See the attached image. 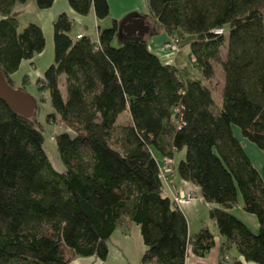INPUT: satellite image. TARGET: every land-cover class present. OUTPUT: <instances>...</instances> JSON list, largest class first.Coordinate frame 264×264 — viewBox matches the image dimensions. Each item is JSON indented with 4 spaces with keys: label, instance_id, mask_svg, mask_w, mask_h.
I'll return each mask as SVG.
<instances>
[{
    "label": "trees",
    "instance_id": "16d2710c",
    "mask_svg": "<svg viewBox=\"0 0 264 264\" xmlns=\"http://www.w3.org/2000/svg\"><path fill=\"white\" fill-rule=\"evenodd\" d=\"M27 1L0 0V70L12 87L20 64L45 46L37 24L20 30L11 15L15 4ZM34 1L41 11L54 2ZM67 2L80 16L109 14L106 0ZM147 4L166 34L188 45L201 79L163 64L141 38L113 46L116 22L97 30L96 43L88 35L72 37V21L59 13L52 22V63L34 82L42 100L48 95L49 111L39 118L34 100L26 118L0 101V264H67L61 240L73 256L105 260L108 240L125 219L140 229L139 264H184L188 248L204 256L214 237L205 225L188 234L182 210L163 194L154 153H183L173 172L212 205L209 219L224 239L220 254L234 249L246 262L264 264V168L251 165L232 132L238 127L264 149V0ZM218 29L222 34L213 33ZM216 63L223 83L213 111L203 80L214 76ZM29 81L23 79L22 88ZM123 112L126 124L118 123ZM46 127L57 128L61 172L46 156ZM237 193L244 212L256 217L257 233L228 211Z\"/></svg>",
    "mask_w": 264,
    "mask_h": 264
},
{
    "label": "rangeland",
    "instance_id": "374dc122",
    "mask_svg": "<svg viewBox=\"0 0 264 264\" xmlns=\"http://www.w3.org/2000/svg\"><path fill=\"white\" fill-rule=\"evenodd\" d=\"M59 0H56L55 4L47 10H39L37 9L35 5L34 0H28L25 4H18L14 7V9L11 11V15L15 17L18 20L19 23V29L21 30L27 23H34L37 24L43 32L44 39H45V46L43 51L36 55L34 58L35 65L30 66L27 68L25 65V62L22 63V65L19 67L18 71L15 72L12 75V80H13V85L15 89H21L25 93H27L30 97H32L37 104H40L41 111H40V116L39 118L44 117L45 113H47L50 109V104H49V98L48 95L44 94V100H42V97L38 94L36 91L34 82L37 77H39L41 74H43L45 68L52 63V58H53V50H52V21H54L59 13H61L62 8H64L62 2H58ZM68 4H66V9H68ZM66 14V13H65ZM69 15V14H68ZM75 15V14H74ZM72 20V25H73V32L74 33L75 29H80L86 34H93L92 28L89 27V29H83V26L76 21L75 18L71 17L70 15L68 16ZM73 18V19H72ZM158 26H156L155 23L152 24V34L157 36L158 32ZM158 37H155L153 40L158 41ZM123 38V34L120 32L118 35L114 38L113 46L117 47L121 44ZM177 46L181 48V52L177 54H173L168 51H162L161 53H158V51H154L157 55L160 56V60L163 62H170L168 64H176L177 66H180L181 68H186L194 73V75L201 79L199 74H197L195 71H193L190 60H189V47L188 45H183L182 43H179L177 41ZM184 46V47H183ZM151 52V51H150ZM154 53V54H155ZM162 54V55H160ZM174 55V56H172ZM221 55L224 56V49L222 48L221 50ZM173 58H176V61L172 60ZM214 76L208 80L203 82L209 86L212 92L213 96V111H217L221 105V87L223 83V72L221 70V66L216 63L214 65ZM26 75L27 78H29L30 83L24 86L22 88V79H24V76ZM63 92V91H62ZM43 95V96H44ZM129 122L128 114L127 112H123L118 116V123H123L126 124ZM57 128H50L46 127V132L44 135V150L46 153V156L48 160L50 161L51 165L55 170H61L62 169V164L58 158L57 152H56V145L55 142L53 141V135L55 134V131ZM232 132L234 136L238 139V141L241 143L243 150L245 151L246 155L248 156L251 165L259 172L262 171L264 168V149L258 148L255 144L252 142L248 141L246 138H244L241 135V132L238 127L232 126ZM156 159L158 162H161V158L157 153H154ZM181 154H178L176 156V160L180 158ZM168 159V158H167ZM171 161V159H168ZM173 160V159H172ZM170 161H168V164H170ZM173 164H170V168L172 167ZM172 175L174 174L173 172V167H172ZM177 181L178 178H176ZM163 184V194L168 196V191L166 189V186L168 188H174V182H172V187H170L168 184L165 183L164 180H162ZM176 192H183L181 191H176ZM192 192V191H188ZM195 195L199 200L193 202L191 204L190 211L188 212L186 210L187 207H181L182 212L185 214L187 222L189 221V230L191 233L195 232L198 230L201 225V222H204L205 225L208 227V229L211 232H215V226L212 224L211 220L209 219L208 216V209L205 206L206 202L201 198V194L199 189L195 190ZM192 194V193H191ZM193 195V194H192ZM195 207V208H194ZM231 214L236 216L238 219L243 221L244 224L253 232L257 233L258 232V226H257V220L256 217L252 214L244 212L242 208V198L239 193H237V201L236 203L228 210ZM214 229V231H213ZM217 231V230H216ZM216 236L219 237L218 232H215ZM215 243L216 240L214 239ZM62 251L64 253V256L66 259L69 261L73 259V253L71 250H69L68 246L66 245V242L64 240L60 241ZM112 244L107 245V256L106 259L103 261L105 264H120V262H126V259L122 258L128 254L130 261L134 260V251L133 250H127L126 252H122L119 248L115 246H111ZM215 245V244H214ZM80 259V258H79ZM227 264H229L227 262Z\"/></svg>",
    "mask_w": 264,
    "mask_h": 264
},
{
    "label": "crops",
    "instance_id": "0c3cea01",
    "mask_svg": "<svg viewBox=\"0 0 264 264\" xmlns=\"http://www.w3.org/2000/svg\"><path fill=\"white\" fill-rule=\"evenodd\" d=\"M59 1L62 2L63 6H64V8H62L63 11H61V12L66 13L67 16L70 15L71 17L75 18L76 21L81 25V27L83 26V29L84 28L89 29V27L92 28L93 34H86V32H84L80 29H75L74 33L72 34V37L79 35V34L88 35L94 41V43H96L97 42V30L99 28L110 27L113 22H116L118 25V32L123 34L124 39L133 38V37L141 38L146 43L149 51H151L153 54L156 51H158V53H161L163 51L164 43L170 38V36H168L166 34L164 28L149 13L147 0H106L108 3L109 14H108V17L103 19V20H97L94 16L93 10H90L88 12V14L85 16H80V15L76 14L75 12H73L70 9V7H68L69 8V11H68V9H66V4H68L67 0H59ZM55 2H56V0H54L53 4H55ZM53 4H52V6H53ZM16 5H18V4H15L14 7ZM14 7H13V9H14ZM153 23H155L156 26H158V30H157V32H158L157 36H159L158 41L153 40L155 37H157L154 34H152V24ZM72 32H73V27H72L71 33ZM176 40H177V37H176ZM181 48L182 47L179 48V51L177 53L181 52ZM177 53H173V54H177ZM155 55L160 60V56L157 55L156 53H155ZM160 55H162V54H160ZM172 56H174V55H172ZM34 58L32 60H29V61H23V62H25V65L27 66V68L35 65ZM172 60L176 61V58H173ZM189 60H190V63L193 61V58H191L190 54H189ZM22 63L20 64V66L22 65ZM168 63H170V62H167V61L163 62V64H168ZM170 65H173L177 68L182 69L180 66H177L176 64L171 63ZM190 72H192V71H190ZM62 78L63 77H61V79ZM24 80L29 81V78H27L25 75ZM29 83H30V81H29ZM128 118H129V114H128ZM129 120H130V118H129ZM178 154H181L180 158L183 157V153H178ZM178 154L174 155L173 158H168V159H171V164L177 163V160L179 158L176 160V156ZM168 159L167 158H161V162H159V164L162 165V167L159 168V178H160L161 182L163 179L160 177V171L164 166V161L168 160ZM56 171L61 172L62 169L56 170ZM176 178H178V177L175 174H173L172 175V182H174V185H175L174 190L175 191L183 190V192H181V193H184V194H186V193L191 194L192 193L193 196L195 197V200L193 202L199 200L197 198V196L195 195L196 194L195 190L199 189L197 186H195L194 184H192L190 182L183 181L180 178H178L179 181H177ZM166 189L168 191V194L172 197V193H171L170 188H168V186H166ZM188 191H192V192H188ZM178 193H180V192H178ZM193 202L191 204H193ZM191 204L188 206H182V207H187L186 210L189 212L190 208H191L189 206H191ZM205 204H206L205 206L207 207V209L209 211V209L211 208L212 205H210L208 203H205ZM180 209H181V207H180ZM184 216H185V214H184ZM186 222H187V220H186ZM211 222H212V224H214L213 226H215V228H216L215 223L213 221H211ZM203 225H205V223L201 222V225L199 227L201 228ZM189 226H190V224L188 221L187 222V229H188L189 235L196 233L200 229L199 228L195 232L191 233L189 230L190 229ZM257 226H258V224H257ZM216 230H217V228L215 229V232H218V230L217 231ZM213 231H214V229H213ZM215 232H211V233H212L214 239L216 240V243L214 241L215 245H213V247L209 250V252H207L204 256L199 257V256L194 255L191 252L190 248H188L187 253H186V257L184 260V264H227V262L229 264H232L235 260L242 261V264H256L254 262L244 261L242 259V257L240 255H238V253L234 249H230L228 251H225L224 254L221 255L220 252H221V249L223 247L224 239H223V237L220 236L219 232H218L219 237H217ZM109 243L112 244L111 246H115V247L119 248L122 252H126L127 250H133L134 251V260L133 261H130L129 256L127 254L126 256H124L122 258V260L125 258L126 262H120V264H139L141 255L144 251V245H143L142 238L140 235L139 226L127 221L126 219L123 220V222H121L120 225L116 228V230L112 233L110 239L108 240L107 245ZM103 261L104 260H100L96 256H90V257H76L75 256L67 264H105ZM111 264H114V263H111Z\"/></svg>",
    "mask_w": 264,
    "mask_h": 264
},
{
    "label": "water",
    "instance_id": "95a60500",
    "mask_svg": "<svg viewBox=\"0 0 264 264\" xmlns=\"http://www.w3.org/2000/svg\"><path fill=\"white\" fill-rule=\"evenodd\" d=\"M0 101L4 102L16 114L30 118L35 109V101L21 89L8 84L0 70Z\"/></svg>",
    "mask_w": 264,
    "mask_h": 264
},
{
    "label": "built area",
    "instance_id": "2783aa9c",
    "mask_svg": "<svg viewBox=\"0 0 264 264\" xmlns=\"http://www.w3.org/2000/svg\"><path fill=\"white\" fill-rule=\"evenodd\" d=\"M222 29L214 30V34H222ZM81 35H77L76 38H80ZM163 50L171 52V53H177L179 51V48L177 46V40L175 36H170V38L164 43ZM168 161H164V166L160 171V177L165 181L166 184H168L170 187H172V167L170 168V164H168ZM172 193V199L176 206L182 207V206H188L190 205L194 200L195 197L192 194L189 193H178L174 190V188H170Z\"/></svg>",
    "mask_w": 264,
    "mask_h": 264
}]
</instances>
